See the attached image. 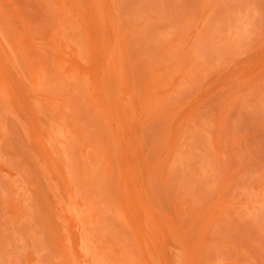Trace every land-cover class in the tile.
Returning <instances> with one entry per match:
<instances>
[{
	"label": "rangeland",
	"instance_id": "obj_1",
	"mask_svg": "<svg viewBox=\"0 0 264 264\" xmlns=\"http://www.w3.org/2000/svg\"><path fill=\"white\" fill-rule=\"evenodd\" d=\"M70 192L114 264H264V0H0V264H85Z\"/></svg>",
	"mask_w": 264,
	"mask_h": 264
},
{
	"label": "bare ground",
	"instance_id": "obj_2",
	"mask_svg": "<svg viewBox=\"0 0 264 264\" xmlns=\"http://www.w3.org/2000/svg\"><path fill=\"white\" fill-rule=\"evenodd\" d=\"M57 6H58V5H57ZM58 11H59V10H58ZM59 16H60V15H59ZM109 56L111 57V53H110ZM110 57H109V58H110ZM252 60H253V59H252ZM244 64H245V63H244ZM244 68H246V67H244ZM248 68H250L249 65H248ZM242 69H243V68H242ZM246 69H247V68H246ZM250 69H251V68H250ZM245 71H246L245 74H244V78H245V79H244V78H242V79H244V80L248 79V80H249V78L252 77V73H251L252 71H249V70H245ZM239 74H240V72H239ZM242 77H243V76H242ZM253 78H254V77H253ZM255 78H256V75H255ZM233 79H234V78H233ZM240 79H241V78H240ZM244 80H243V81H244ZM236 83H237V82H236ZM92 84H93V83H92ZM247 84H248V83H247ZM223 85H224V84H223ZM242 85H243V84H242ZM97 87H98V85H97ZM73 88H74V87H73ZM71 89H72V88H71ZM74 90H75V89H74ZM76 91H78V90L76 89ZM70 92H71V91H70ZM72 92H73V91H72ZM74 92H75V91H74ZM252 92H253V91H252ZM78 93H79V91H78L76 94H78ZM257 93H258V92H257ZM71 94H72V93H71ZM76 94H75V95H76ZM258 94H259V93H258ZM95 95H96V94H95ZM95 97H96V96H95ZM97 97H98V96H97ZM93 98H94V95H93ZM94 99H95V98H94ZM97 100H98V99H97ZM97 100L95 99V101H97ZM52 101H54V102L57 103V102H58V99H57V100H53V98H52ZM59 102H60V101H59ZM59 102H58V103H59ZM184 119H185V118H184ZM179 125H180V124H179ZM187 125H188V122H187ZM180 126H181V125H180ZM53 127H54V126H53ZM178 128H179V127H178ZM54 130H55V132H54V133H55V137L57 136L56 131L59 130V133H58V137H59V139H58V137H56V138H57V140H56V145H57V143H59L58 141H60V138H61V140H62V134H63V133L61 134V133H60V132H61L60 129H56L55 127H54ZM179 130H180V129H179ZM186 130H187V128H186ZM57 132H58V131H57ZM199 132H200V131H199ZM172 133H173V132H172ZM182 133H183V132H182ZM186 133H187V132H186ZM202 135H203V134H202ZM186 137H187V136H186ZM186 137H185V139H186ZM180 139H181V138H180ZM183 139H184V138H183ZM60 143L63 144L61 141H60ZM118 144H119V143H118ZM59 145H60V144H59ZM59 145H58V146H59ZM173 145H174V144H173ZM58 146H56V150L59 149V148H57ZM60 146H61V145H60ZM118 146H120V145H118ZM169 146H170V145H169ZM174 147H175V146H174ZM59 151H61V150H59ZM103 151H104V150H103ZM108 151H109V150H108ZM169 152H170V151H169ZM169 152H168V153H169ZM95 153L97 154V152H95ZM98 153H99V152H98ZM101 154H102V153H101ZM97 155H99V154H97ZM102 155H103V154H102ZM166 156H167V155H166ZM97 157H98V156H97ZM99 157H100V156H99ZM103 157H104V156H103ZM175 158H176V157H175ZM98 159H99V158H97V161H98ZM173 159H174V158H173ZM94 160H95V159H94ZM174 160H175V159H174ZM97 161L95 162L96 164H97ZM99 161H100V160H99ZM102 164H103V163H102ZM161 164H162V163H161ZM70 171H72V170H70ZM70 171H69V172H70ZM72 173H73V172H72ZM157 173H158V171H157ZM157 173H156V174H157ZM70 175H72L71 178L74 177V176H75V177H79V176H76V175H74V174H70V173H69L68 176H70ZM73 175H74V176H73ZM94 175H95V174H94ZM96 175H97V174H96ZM154 176H156V175H154ZM150 177H151V174H150ZM94 178H95V176H94ZM158 178H159V177H158ZM158 178H157V180H159ZM69 179H70V178H69ZM73 179H74V178H73ZM95 179H96V178H95ZM143 179H144V178H143ZM80 180H81V179H80ZM150 180H151V179H150ZM68 181L71 182L70 180H68ZM85 181H86V180H85ZM91 181H92V180H91ZM116 181H117V180H116ZM154 181H155V180H154ZM75 182H76V181H75ZM149 182H150V181H149ZM157 182H158V181H157ZM71 183L73 184V182H71ZM71 183H70V185H71ZM84 183H85V182H84ZM91 183L94 184L93 181H92ZM75 184H76V183H74V185H75ZM85 184H86V183H85ZM88 184H89V183H88ZM77 185H78V184H77ZM79 185H80V182H79ZM79 185H78V186H79ZM152 185H153V184H152ZM163 185H164V184H163ZM78 186H77V187H78ZM85 186H86V185H85ZM89 186H91V185H89ZM150 186H151V185H150ZM70 187H72V189H74V191H75V189H76L75 192H78L79 187H78V189H77V187H76V188H75V187L73 188V186H70ZM86 187H87V186H86ZM92 187H93V186H92ZM87 188H88V187H87ZM93 188H94V187H93ZM152 188H153V187H152ZM70 189H71V188H70ZM89 189H90V187H89ZM145 189H146V188H145ZM82 190H83V189H82ZM154 190H155V189H154ZM94 191H95V190H94ZM149 191H150V190H149ZM75 192H74V195H72V193L70 192V194L72 195V196L70 195V198H72V197L74 196V198L79 199V198L76 197V196L80 195L79 192H78V195H76ZM91 192H93V191H91ZM95 192H96V191H95ZM81 194H82V193H81ZM86 194H87V193H86ZM87 195H90V194H87ZM150 195H151V194H150ZM92 196H93V195H92ZM95 196H96V195H95ZM95 196H93V199H92V198H91V199L94 200V197H95ZM80 197H81V196H80ZM84 197H85V196H83V194H82V198H84ZM70 198H69V199H70ZM74 198H72V200H71L72 202L70 201L71 206L68 205L67 208H68V210L70 209L71 212H73V209H75V210H74V211H75V217L79 220V221H78L79 224L81 223V225L85 226V227H83V226L80 227V225H79V231H80V232L78 231L79 234L76 235V236L74 237V240H73L74 242H73V244H71V246L74 245V246H72V248H74V250H75V253H74V254H75V256L78 257L77 259H79V261H81V262L84 261L85 264H103L104 262L107 263V264H114V261L117 260L116 258H119L118 256H120V255L123 256L124 253L122 252V254H121V251H123L124 248H126V250H127V248H128L129 251H126V252H131V253H132V250H130V247H131L130 245L132 244V242H134V241L136 240V239L134 240L133 238H132V239H133L134 241L131 240L132 242H131V244L129 245L130 247L126 245V242H124V244H125V245H124V244H122L123 241H121V245H124V247H121V248H123V250L120 249V251L118 250V252H116V251L113 250V249L115 248V246H116V247L118 246V245H114V243H116L115 241H113L112 244H113L114 246L112 245L113 247H111V249H109V247H106V248L108 249V250H107V249L105 248V245H104V248H102V246H101L102 243L99 245V248H98L97 245L99 244V242H102V241H100V240H102V239L104 240L105 237H108V235H111V234H112V233H111V230H110L109 228H107V225L109 224V223H108L109 221H107L106 219H105V220H104V219H103V220L101 219V218H103V217H102L103 214H100L101 217L99 216V214H98V216H97V217H100V218H98V219H100V221L97 219L96 216L93 217V215H92V218H93V219L90 217L89 212H90L91 214H95V215H96V214H97L96 211H99V209H101V208H100V205H99V207L97 208L95 205H94V206H93V205L91 206L90 203L87 202V203L89 204V208H88V205L86 206V203L84 204V201H85L86 199L89 200L88 198H86L85 200L83 199L84 201L82 202L83 205H85V206H84V207H80L81 204L78 205L79 203L77 204V201H76ZM108 198H109V197H108ZM73 199H74V200H73ZM81 200H82V199H81ZM101 200H104V198L101 199ZM106 200H107V198H106ZM106 200H104V201L106 202ZM108 200H109V199H108ZM110 200H112V199H110ZM110 200L107 201V203L109 202V204H107L106 207H105L104 205H102V206H104L105 208H108V207H109V208L111 209V211H112V207H110V206H112L114 203L111 204ZM73 201H76V202H75V208H73L74 206H72V203H74ZM98 201H99V200H98ZM78 202H79V201H78ZM92 202H93V201H92ZM92 202H91V204H93ZM100 202H101V201H100ZM112 202H114V201H112ZM68 203H69V202H68ZM95 203H96V202H95ZM103 203H104V202H103ZM110 204H111V205H110ZM122 204H123V203H122ZM73 205H74V204H73ZM96 205H97V204H96ZM108 205H109V206H108ZM114 205H115V204H114ZM114 205H113V207H114ZM77 206H78V207H77ZM116 206H117V204L115 205V207H116ZM71 207H72V209H71ZM79 207H80V208H79ZM90 207H91V208H94V209H93L92 211H89V210L91 209ZM84 208H85V209H86V208L89 209V210H88V211H89V212H88V214H89V219H88V216L86 217V213L84 214V212L87 211V210H84ZM105 208H104V209H105ZM109 208L107 209L108 211H109ZM81 209H82V210H81ZM117 209H118V208H117ZM117 209H116V208H115V209L113 208V210H114L115 212L117 211V214H116L114 211H112L113 214H112V212H111V214H112V215L116 214L115 217H119V216H117L118 214H120L121 216L123 215V218L128 217V213H127V216H125V213L128 212V211L126 210V207H125V210H126V211H124L125 213L122 211V209L124 210V208L119 209V211L121 210L120 212H119ZM83 210H84V211H83ZM94 210H95V211H94ZM107 210H106V211H107ZM93 212H94V213H93ZM118 212H119V213H118ZM73 213H74V212H73ZM99 213H101V211H99ZM106 213H108V212H106ZM109 213H110V212H109ZM122 213H124V214H122ZM129 213H131V212H129ZM132 213H133V212H132ZM132 213H131V214H132ZM145 213H146V212H145ZM88 214H87V215H88ZM132 215H133V214H132ZM148 215H149V214H148ZM148 215H147V216H148ZM145 216H146V215H145ZM75 217H73V214H72V218L74 219ZM85 217H86L87 219H86ZM105 217H106V216H105ZM115 217H113V218H115ZM142 217H143V215H142ZM70 219H71V218H70ZM85 219H86V220H85ZM107 219H108V218H107ZM121 219H122V217H121ZM121 219H120V220H121ZM125 219H127V220L129 221V217H128V218H125ZM71 220H72V219H71ZM88 220H89V222H87ZM94 220H96V221L98 220L97 223L100 222V224H101V223H105V225L102 224V226H105V227H103V228L100 227L101 225H100L99 223H98V225H97L96 221H95L94 223H91V222H93ZM113 220H114V219H113ZM136 220H137V219H135V221H136ZM80 221H81V222H80ZM82 221H83V224H82ZM101 221H105V222H101ZM106 221H107V224H106ZM111 221H112V219H111ZM114 221H115V220H114ZM117 221H118V220H116V222H117ZM128 221H127V222H128ZM74 222H75V219H74ZM78 222H77V224H78ZM127 222H125V223H127ZM130 222H131V221H130ZM137 222H138V220L136 221V224H137ZM87 223H90V224H89V227H90V228H91L90 225L92 224V228H93V230L89 229V230H90V231H89V230L86 228V227H88V226H87V225H88ZM95 223H96V225H97L98 227L101 228V229L99 228V229H100L99 231H101L102 233H105V236H104V234H103L102 236H100V234L97 233V231H98L97 228H98V227L94 225ZM150 223H151V222H150ZM152 223H153V222H152ZM73 224H74V223H73ZM77 224H76V225H77ZM112 224H113V223H112ZM121 224H122V222H121ZM128 224H129V223H128ZM130 224H131V228H133V231H134L135 228H134L132 222H131ZM93 225H94V226H93ZM99 225H100V226H99ZM114 225H115V224H114ZM123 225H124V224H122V227H125V226H123ZM125 225L127 226V224H125ZM108 226H109V225H108ZM128 226H129V225H128ZM73 227H74V226H73ZM73 227H72V229H73ZM77 227H78V226H76L75 228H77ZM95 227H97V228L95 229ZM109 227L112 228L113 226H111V224H110ZM142 227H143V223H142V222H139V223L137 224V226H136V232H137V231L139 232V230L144 231V229H141ZM75 228L73 229V231H75ZM84 228H85V229H84ZM129 228H130V226H129ZM102 229H103V231H102ZM108 229L110 230V232L107 231ZM122 229H123V228H122ZM122 229H121V231H122ZM77 230H78V229H77ZM127 230L129 231V229H127ZM131 230H132V229H131ZM73 231H72V232H73ZM86 231H88L89 233L86 232ZM118 231H119V230H118ZM91 232H95V233L99 234L98 237H102V238H99V240H98V239H97V238H98L97 236L94 238L95 235L93 236V238H91V235H92ZM106 232H109L110 234H109V233H106ZM138 232L135 233V231H134L133 235H136V234H137V235L140 236V234H141V236H144V235H142V233H140L141 231H140L139 233H138ZM70 233H71V232H70V230H69V233L67 232V236H68V234H69V237H70ZM76 233H77V232H76ZM87 233H88V234H87ZM95 233H94V234H95ZM89 234H90V236L88 237ZM97 234H96V235H97ZM107 234H108V235H107ZM113 234H115V233H113ZM113 234H112V235H113ZM125 234H126V233H124V235H125ZM130 234H131V233H130ZM106 235H107V236H106ZM115 235H116V234H115ZM103 236H104V237H103ZM129 236H130V235H129ZM131 236H132V235H131ZM69 237H67V238H69ZM119 237H120V236H119ZM135 237H136V236H135ZM135 237H134V238H135ZM148 237H150V236H148ZM88 238L91 239V240H92V239H94V240L97 239V243H96V240H95V243H96L97 245H96L95 243L91 242V240H89ZM111 238H112V237H111ZM124 238H127V234H126V237H124ZM128 238L131 239V237H128ZM128 238H127V239H128ZM142 238H145V236L142 237ZM69 239L71 240V237H70ZM69 239H68V241L71 242ZM106 239H107V238H106ZM120 239H122V238H120ZM120 239H119V240H116V241L119 242ZM149 239H150V238H149ZM94 240H93V241H94ZM114 240H115V238H114ZM144 240H145V239H144ZM151 240H152V239H151ZM125 241H126V240H125ZM136 241H138V240H136ZM136 241H135V242H136ZM153 241H154V240H153ZM90 242L93 243V244H95V247H97V250L99 249V252L96 250V248H95L93 245H91ZM71 243H72V242H71ZM137 243L139 244V241H138ZM151 243H152V242H151ZM153 243H155V242H153ZM153 243H152V244H153ZM128 244H129V243H128ZM138 244H137V245H138ZM145 244H147V241L145 242ZM133 245H135V243H133ZM137 245H136V248L139 249L140 247H138ZM140 245H141V244H140ZM153 245H154V244H153ZM92 246H93V247H92ZM144 246H145V248H146V245H144ZM154 246H155V245H154ZM100 247H101L102 249H105V251H104V250H100ZM119 247H120V245H119ZM119 247H117V248L119 249ZM93 248H95L94 251H93ZM112 248H113V249H112ZM154 248H156V247H154ZM157 248H158V247H157ZM115 249H116V248H115ZM150 249H151V248L148 249V244H147V250L150 251ZM95 250H96L98 253H100V254H98L97 252L95 253ZM106 250L109 251L108 253H110L111 250H112L113 253H112V252H111V253H112V254H116V253H117L116 255H118V253L120 252V253H119L120 255H118V256L115 255L116 258H115V259L113 258L114 260H113V259H110V260L113 261V263H111L112 261H110V260L108 261V258H106V256H108V255H107L108 253H105V256L103 257V254H104V252H106ZM102 251H103V252H102ZM133 251H134V250H133ZM135 251H136V249H135ZM135 251H134V252H135ZM149 251H146V252H149ZM72 252H73V249H72ZM93 252H94V253H93ZM114 252H116V253H114ZM126 252H125V255H124V256H126ZM142 252H143V249H142ZM142 252H140V253H142ZM102 253H103V254H102ZM111 253H110V255H111ZM131 253H130V254H131ZM94 254H95V255H94ZM97 254H98V255H97ZM137 254H138V252H137ZM137 254H136V256H137ZM142 254H144V253H142ZM96 255H97V256H96ZM100 255H102V258H100ZM127 255H128V254H127ZM95 256H96V257L99 256V257L96 258ZM113 256H114V255H113ZM109 257L112 258V255L109 256ZM142 257H143V255H142ZM151 257H152V256H151ZM75 258H76V257H75ZM103 258H104V259L106 258L105 260H107V261H104ZM120 258H121V257H120ZM133 258H134V257H133ZM140 258H141V257H140ZM177 258H178V257H177ZM131 259H132V258H130L128 261H126V259H125V261L129 263V261H130ZM134 259H135V258H134ZM142 259H146V258L144 257V258H142ZM178 259H179V258H178ZM151 260H152V258H151ZM131 261H132V262H131ZM131 261H130V264H131V263H132V264H138V263L133 262V259H132ZM144 261H145V260H144ZM144 261H143V262H144ZM108 262H109V263H108ZM136 262H137V259H136ZM105 263H104V264H105ZM144 263H146V261H145ZM144 263H143V264H144ZM147 264H148V263H147Z\"/></svg>",
	"mask_w": 264,
	"mask_h": 264
}]
</instances>
